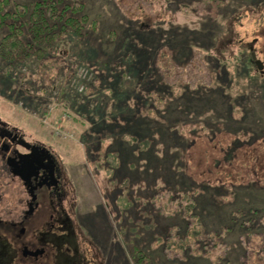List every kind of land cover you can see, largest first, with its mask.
<instances>
[{"label": "rangeland", "instance_id": "rangeland-1", "mask_svg": "<svg viewBox=\"0 0 264 264\" xmlns=\"http://www.w3.org/2000/svg\"><path fill=\"white\" fill-rule=\"evenodd\" d=\"M84 1L79 46L0 68V116L79 185L81 240L102 264H264V0Z\"/></svg>", "mask_w": 264, "mask_h": 264}, {"label": "flooded vegetation", "instance_id": "flooded-vegetation-1", "mask_svg": "<svg viewBox=\"0 0 264 264\" xmlns=\"http://www.w3.org/2000/svg\"><path fill=\"white\" fill-rule=\"evenodd\" d=\"M26 129L0 116V264H102L98 244L81 240L68 163L50 136Z\"/></svg>", "mask_w": 264, "mask_h": 264}, {"label": "trees", "instance_id": "trees-1", "mask_svg": "<svg viewBox=\"0 0 264 264\" xmlns=\"http://www.w3.org/2000/svg\"><path fill=\"white\" fill-rule=\"evenodd\" d=\"M12 2L0 0V26L6 32L0 42V68L9 76L16 75L18 65L24 61L30 60L34 71L43 61L48 62L53 51L70 52L86 39L87 24L90 29L97 26V21H90L85 14L84 0H37L31 5L16 4L15 10H8ZM127 57L121 61L130 66L132 59ZM249 59L254 64L252 53ZM193 209L194 205H189L188 211ZM183 243L185 248L187 244ZM133 257L136 264H150L149 257L137 248Z\"/></svg>", "mask_w": 264, "mask_h": 264}, {"label": "water", "instance_id": "water-1", "mask_svg": "<svg viewBox=\"0 0 264 264\" xmlns=\"http://www.w3.org/2000/svg\"><path fill=\"white\" fill-rule=\"evenodd\" d=\"M252 59L255 62L256 67L258 68L259 71H262L264 69V64L261 60L258 59L256 53H252Z\"/></svg>", "mask_w": 264, "mask_h": 264}, {"label": "built area", "instance_id": "built-area-1", "mask_svg": "<svg viewBox=\"0 0 264 264\" xmlns=\"http://www.w3.org/2000/svg\"><path fill=\"white\" fill-rule=\"evenodd\" d=\"M56 133H57V135L62 136L64 139H67L68 138L67 135L64 134L63 131L61 130V127L57 129V132ZM62 134H64V136Z\"/></svg>", "mask_w": 264, "mask_h": 264}]
</instances>
